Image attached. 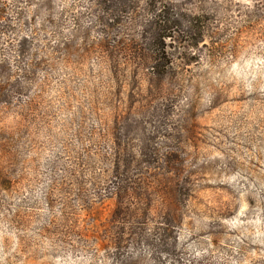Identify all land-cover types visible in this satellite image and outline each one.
I'll use <instances>...</instances> for the list:
<instances>
[{"label":"rangeland","instance_id":"374dc122","mask_svg":"<svg viewBox=\"0 0 264 264\" xmlns=\"http://www.w3.org/2000/svg\"><path fill=\"white\" fill-rule=\"evenodd\" d=\"M0 264H264V0H0Z\"/></svg>","mask_w":264,"mask_h":264}]
</instances>
